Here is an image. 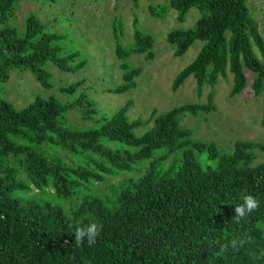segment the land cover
Masks as SVG:
<instances>
[{
    "label": "trees",
    "instance_id": "trees-1",
    "mask_svg": "<svg viewBox=\"0 0 264 264\" xmlns=\"http://www.w3.org/2000/svg\"><path fill=\"white\" fill-rule=\"evenodd\" d=\"M21 1L0 0V264H264V161L256 162L264 142L238 139L226 151L182 126L183 114L216 108L212 90L206 103L155 108L147 119L130 120L131 99L107 116L83 88V78L61 87L72 97L65 103L36 96L16 108L2 96L14 69L30 71L49 89V61L65 72H78L89 62L80 50L62 56L59 41L66 35L47 29L35 12L20 32L11 19ZM248 1L160 4L162 14L175 9L180 23L192 9L200 15L193 27L167 34L177 57L203 42L176 75L174 91L194 76L200 95L205 85L213 87L232 73L235 97L249 85L248 69L254 95L264 96V36ZM151 10L160 16L155 6ZM111 28L124 83L104 92L125 93L144 72L130 57L152 59L156 39L138 17L130 44L122 42L121 20L114 19ZM72 111L91 126L77 127L70 118L66 124ZM113 178L119 180L104 185ZM244 195L259 206L237 220L235 207ZM91 223L103 226L96 243L76 245V227Z\"/></svg>",
    "mask_w": 264,
    "mask_h": 264
},
{
    "label": "rangeland",
    "instance_id": "rangeland-1",
    "mask_svg": "<svg viewBox=\"0 0 264 264\" xmlns=\"http://www.w3.org/2000/svg\"><path fill=\"white\" fill-rule=\"evenodd\" d=\"M168 1L140 0L138 5H135L132 0H57L54 3L47 0H22L11 19V23L20 32L24 29L28 14L35 12L47 29L66 35L59 41V53L62 56L80 50L89 62L78 72H65L49 61L45 66L53 76V87L49 89L43 87L30 71L14 69L10 80L2 85V96L18 109L27 106L36 96L47 98L53 95L65 103L72 97L63 93L61 87L85 78L83 88L96 100L102 113L111 116L131 99L133 103L128 111L129 119L144 120L155 108L164 112L184 103H206L212 90L216 108L209 113L201 112L197 116L183 114L180 117L181 125L194 129L196 137L214 141L226 151H232L238 139L264 142V96L254 95L250 86L253 81V73L250 70H246L249 77L248 87L235 97L230 96L233 86L232 73H229L227 78H219L213 87L205 85L200 95L194 76H190L177 91L173 90L176 75L196 58L203 42L197 40L185 55L175 56L174 46L167 41L168 32L174 28L193 27L200 15L197 9H192L186 21L180 23L175 9L169 8L166 15L161 13L160 6ZM248 3L264 36V0H249ZM152 6L156 7L160 16L152 13ZM136 17L140 20V26L154 35L155 55L152 59L143 54H133L130 57L129 61L133 65L144 68L143 74L137 79V87L125 93H105L104 89L124 83L123 72L114 53L111 23L114 19L124 23L125 34L122 42L130 44L134 40L133 22ZM256 50L261 57L257 48ZM69 118L70 124L77 127L91 126L88 121L84 124L76 111L66 115V124L69 123ZM150 126L151 124L136 128L135 133L142 134ZM257 152L259 158L256 162L264 161V152ZM148 163L149 161H145L143 164ZM118 180L119 178H113L104 185ZM37 192L38 190L34 189L32 194ZM69 204L67 201L66 205Z\"/></svg>",
    "mask_w": 264,
    "mask_h": 264
},
{
    "label": "clouds",
    "instance_id": "clouds-1",
    "mask_svg": "<svg viewBox=\"0 0 264 264\" xmlns=\"http://www.w3.org/2000/svg\"><path fill=\"white\" fill-rule=\"evenodd\" d=\"M242 201L243 202L241 204L235 207V217L237 220L244 218L247 214L253 212L259 206V202L252 195L242 196ZM102 227V225L97 223H91L87 227H76L74 232L75 244L78 246L82 245L85 240L89 246L95 244Z\"/></svg>",
    "mask_w": 264,
    "mask_h": 264
}]
</instances>
